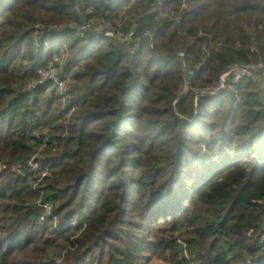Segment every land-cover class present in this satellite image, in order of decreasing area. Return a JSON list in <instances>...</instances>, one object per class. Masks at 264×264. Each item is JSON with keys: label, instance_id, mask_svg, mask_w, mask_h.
Here are the masks:
<instances>
[{"label": "trees", "instance_id": "obj_1", "mask_svg": "<svg viewBox=\"0 0 264 264\" xmlns=\"http://www.w3.org/2000/svg\"><path fill=\"white\" fill-rule=\"evenodd\" d=\"M62 46L65 104L25 89ZM261 59L264 0H0V264H264V102L214 92Z\"/></svg>", "mask_w": 264, "mask_h": 264}, {"label": "built area", "instance_id": "obj_2", "mask_svg": "<svg viewBox=\"0 0 264 264\" xmlns=\"http://www.w3.org/2000/svg\"><path fill=\"white\" fill-rule=\"evenodd\" d=\"M134 1L135 0H131V3ZM120 25L121 24H119V26ZM36 26L38 29L44 28V26L40 24ZM58 29L59 27H56V30ZM135 29L136 25L131 26L126 32L115 30L109 19L100 18L83 22L75 29L74 35L78 38H83L87 33H90L95 37H111L121 45H127L130 48V46L135 43ZM69 59L70 53L68 48L62 46L60 50L54 54L49 64L39 72L38 79L28 82L25 85V89L31 90L35 88L37 84L49 83L51 87L59 93L62 103L65 104L70 89L68 88L67 80L62 78V73L64 71V66ZM259 74H264V60L262 59L258 62L248 64H234L220 75L219 81L214 87V92L224 89L230 78H234L235 80H255L256 76ZM34 136L38 139L42 138L44 141H48V137L42 131H35ZM44 175L45 173L43 176ZM42 208V218L45 219L51 214V205L49 203H44Z\"/></svg>", "mask_w": 264, "mask_h": 264}, {"label": "rangeland", "instance_id": "obj_3", "mask_svg": "<svg viewBox=\"0 0 264 264\" xmlns=\"http://www.w3.org/2000/svg\"><path fill=\"white\" fill-rule=\"evenodd\" d=\"M123 46H125V48H127V49L129 48L127 45H123ZM70 75H68L67 79H66L69 89H71V87L74 84ZM254 81L256 82L257 90L260 93L261 99L264 102V77L263 76H259ZM51 90H52V88H50L48 92H50ZM183 256H185L188 259L194 261L192 255L189 254L186 250H184L181 253L180 257H176V258H173L166 251H160V252H158V253H156V254L151 256L149 264H182V260L181 259H182Z\"/></svg>", "mask_w": 264, "mask_h": 264}, {"label": "crops", "instance_id": "obj_4", "mask_svg": "<svg viewBox=\"0 0 264 264\" xmlns=\"http://www.w3.org/2000/svg\"><path fill=\"white\" fill-rule=\"evenodd\" d=\"M259 76H263L264 77V74L257 75L255 79H257Z\"/></svg>", "mask_w": 264, "mask_h": 264}]
</instances>
